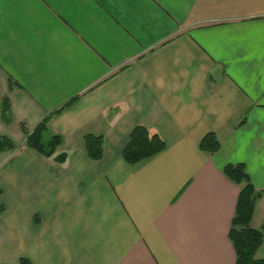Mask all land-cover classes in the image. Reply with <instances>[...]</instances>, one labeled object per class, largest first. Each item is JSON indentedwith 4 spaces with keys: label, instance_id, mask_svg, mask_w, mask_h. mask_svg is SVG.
Returning a JSON list of instances; mask_svg holds the SVG:
<instances>
[{
    "label": "crops",
    "instance_id": "crops-1",
    "mask_svg": "<svg viewBox=\"0 0 264 264\" xmlns=\"http://www.w3.org/2000/svg\"><path fill=\"white\" fill-rule=\"evenodd\" d=\"M45 118L62 164L24 145ZM136 126L165 149L127 164ZM0 136V264H235L226 165L264 225V0H0Z\"/></svg>",
    "mask_w": 264,
    "mask_h": 264
},
{
    "label": "trees",
    "instance_id": "trees-1",
    "mask_svg": "<svg viewBox=\"0 0 264 264\" xmlns=\"http://www.w3.org/2000/svg\"><path fill=\"white\" fill-rule=\"evenodd\" d=\"M75 99L63 104L62 108L71 105ZM7 112V99L4 98L2 100V116L4 120H7ZM46 119L39 123L31 133L26 132L24 127H22L25 136L24 145L39 155L45 158H52L56 163L62 164L67 158L65 152L59 151L62 145V138L59 135H50L46 131ZM83 147L89 159L94 161L101 159L103 154L101 136L85 135L83 137ZM17 148L18 146L10 139L0 136V153ZM164 149L165 143L156 133L149 131L143 126H136L128 136L121 157L125 163L135 164L162 152ZM199 149L210 154L216 153L219 150V143L215 135L212 133L206 134L199 143ZM222 171L230 181L240 185L228 233L229 241L235 253V264H264V259L256 256L257 250L263 243L264 225L259 229H254L250 226L255 203L261 198V191L255 190L243 164H228ZM18 263L29 264V261L27 258L20 257Z\"/></svg>",
    "mask_w": 264,
    "mask_h": 264
},
{
    "label": "rangeland",
    "instance_id": "rangeland-1",
    "mask_svg": "<svg viewBox=\"0 0 264 264\" xmlns=\"http://www.w3.org/2000/svg\"><path fill=\"white\" fill-rule=\"evenodd\" d=\"M3 249H4V251H9L10 252V254H9V256H10V258H9V262H6V264H12V263H14V261L16 262V256H15V254H14V247L12 246V245H4L3 247H2Z\"/></svg>",
    "mask_w": 264,
    "mask_h": 264
}]
</instances>
